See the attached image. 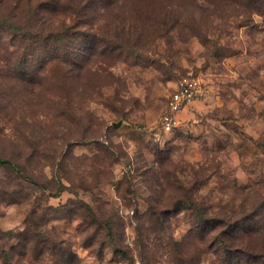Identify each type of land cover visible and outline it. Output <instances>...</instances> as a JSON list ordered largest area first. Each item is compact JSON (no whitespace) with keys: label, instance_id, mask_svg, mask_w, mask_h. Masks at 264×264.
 <instances>
[{"label":"rangeland","instance_id":"374dc122","mask_svg":"<svg viewBox=\"0 0 264 264\" xmlns=\"http://www.w3.org/2000/svg\"><path fill=\"white\" fill-rule=\"evenodd\" d=\"M0 264H264V0H0Z\"/></svg>","mask_w":264,"mask_h":264},{"label":"built area","instance_id":"2783aa9c","mask_svg":"<svg viewBox=\"0 0 264 264\" xmlns=\"http://www.w3.org/2000/svg\"><path fill=\"white\" fill-rule=\"evenodd\" d=\"M192 88H193L192 81L187 78H183L179 89L171 93L169 97L168 106L170 111H176L180 109L182 104L186 100L190 99ZM162 123L164 129L167 130L170 129L172 123V117L169 114H165Z\"/></svg>","mask_w":264,"mask_h":264}]
</instances>
